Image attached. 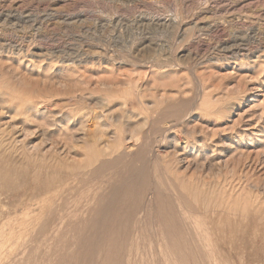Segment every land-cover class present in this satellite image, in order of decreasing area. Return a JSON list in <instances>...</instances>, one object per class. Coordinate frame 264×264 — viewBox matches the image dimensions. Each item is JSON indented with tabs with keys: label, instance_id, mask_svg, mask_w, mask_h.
Returning <instances> with one entry per match:
<instances>
[{
	"label": "rangeland",
	"instance_id": "1",
	"mask_svg": "<svg viewBox=\"0 0 264 264\" xmlns=\"http://www.w3.org/2000/svg\"><path fill=\"white\" fill-rule=\"evenodd\" d=\"M160 118L150 159L176 150L166 172L198 187L183 206L166 189L181 226L157 205L152 230L86 231L115 174L90 163ZM15 141L51 173L0 183V264H264V0H0V155Z\"/></svg>",
	"mask_w": 264,
	"mask_h": 264
},
{
	"label": "bare ground",
	"instance_id": "2",
	"mask_svg": "<svg viewBox=\"0 0 264 264\" xmlns=\"http://www.w3.org/2000/svg\"><path fill=\"white\" fill-rule=\"evenodd\" d=\"M11 92V91H10ZM9 93V92H8ZM7 93V94H8ZM6 94V95H7ZM11 94V93H10ZM5 96V95H4ZM13 101H15V100H13ZM35 101V100H34ZM37 107V106H36ZM33 109V108H32ZM18 110V109H17ZM14 111V110H13ZM161 119V120H160ZM158 121H154V123L152 124V127H151V129L149 130V131H146L145 132V134H143V136H140L141 138V143H140V148H139V152L138 153H134V154H131V152H129V153H127V151H126V149L129 147V145L128 146H125L124 145V142H123V140H124V138H123V136L122 137H119V139H120V144H117V146L114 148V147H111L112 145H110L109 143H107L106 144V146H110V148H114V149H111V150H113V151H111V152H109V153H106V154H102L101 156H102V158L101 159H98V158H96L95 159V161L94 162H92V163H90V165H94V164H98V166H96V168H95V170H93L92 168H91V170H92V172L91 173H93L94 175H96V176H99V177H102V179L104 180L105 178H103V177H106V175H108V171H114L115 172V174L112 176V177H108V178H110V179H108L109 181H108V184H105V183H102L103 184V186H105L106 185V187H103V186H101V185H99V186H101V187H103V189L105 188L106 190L104 191L102 188H101V190H100V187L98 186V188H99V190L100 191H103V194H102V196L101 197H99L100 199L98 200V201H96L95 203V207L91 210V212L89 211V214H88V217H89V220H88V218H87V220H88V222H87V224H86V222L84 223V225L86 224V231H91V232H93V231H100V232H104V231H117V233H118V231H145L146 229H151V228H153L152 226H151V228H150V225H149V228H147L146 227V220H147V216L148 217H151V216H149V214L150 215H154L153 217V219L152 220H154L155 218H157V217H155L156 216V208L155 207H157V205H158V207L160 208V210L163 212V214H164V216L166 217V218H169L170 220H172V221H174V224L176 223V225L179 227V226H181V224H182V218H181V214H183V210L182 211H180V209H181V206H180V204L181 203H183L182 204V206L184 205V204H187V196L189 197V195L191 194H193V193H191V191H195L197 188L195 187V185L194 184H196V183H193V182H191V181H188V182H186V180L185 179H179V178H171L172 176H170V174H172L170 171H167V172H170V174H168L167 172H166V169H167V167H170V166H172L173 165V163H176L177 162V156H174V158L173 157H171L172 155H176V150H174L173 152L172 151H169L168 152V154H166L165 153V156H163V154H161V155H159L160 157L156 160V159H154V161L152 160V159H150V158H152V157H150V156H152V155H149V152L150 151H152V147H154V145H155V143H156V139H153V135H155L156 133H158L159 131H158V128H157V125L159 124V122H162V118H160ZM24 122V121H23ZM25 123V122H24ZM20 124V123H19ZM41 125V124H40ZM47 125V124H46ZM28 126V125H27ZM49 126V125H48ZM17 127V126H16ZM18 127H20V126H18ZM17 127V129H19ZM24 127H26V124H25V126ZM30 128V127H29ZM44 128V127H43ZM14 129V128H13ZM36 129V128H35ZM26 130V129H25ZM160 130V129H159ZM27 131H29L28 129H27ZM32 131V130H31ZM11 131L9 130V133H10ZM21 133V132H20ZM17 134V133H16ZM15 134V135H16ZM18 134H19V132H18ZM159 134V133H158ZM14 135V136H15ZM22 135V134H21ZM33 135V134H32ZM99 136H101V135H99ZM157 136V135H156ZM96 138V137H95ZM135 138L136 137H131L130 139L131 140H135ZM138 138H139V136H138ZM155 138V137H154ZM128 140V139H127ZM130 141V140H129ZM179 142V140L175 137V135H174V137H171L170 138V142H168V143H166V146L168 145L169 147L170 146H176L177 145V143ZM19 143V142H18ZM26 143V142H25ZM106 143V142H105ZM20 144L21 145H17L16 144V141L14 142V146H20L19 147V149H20V151H21V153L19 154V156H17V157H11L10 155H5V154H2V155H0V183L2 182V185L3 184H6L7 183V186H8V184H9V180L6 178V176L7 175H9V174H13V175H17V176H19L20 178H21V176L23 175V174H21V169H22V166H19L18 164H22V162L24 163H26L27 165H28V167H33L35 170H36V172H41V173H43V171L44 170H46V169H48V172H50V166L48 165L46 168H42L41 166H40V164L38 163V158L37 157H39L38 156V154H40L41 153V151H40V153H38V152H36V151H33L32 150V148L34 149V146H32V148H30V147H28L26 144H24L23 143V141L22 142H20ZM36 147V146H35ZM41 147V146H40ZM37 148V147H36ZM131 148V147H130ZM38 149V148H37ZM138 149V148H137ZM175 149V148H174ZM30 150V151H29ZM137 151V150H136ZM92 152V151H91ZM170 152H172V153H170ZM42 153L44 154L43 156H46L45 155V153H44V151H42ZM150 154H152V153H150ZM158 155V154H157ZM156 155V156H157ZM181 158V157H180ZM179 160V159H178ZM9 162V161H11V163L9 164V166L8 165H6L5 164V162ZM139 162V163H138ZM15 163V165H13ZM24 163V164H25ZM26 166V165H25ZM24 167V166H23ZM27 167V166H26ZM26 167H24L25 168V170H29V169H26ZM92 167V166H91ZM179 167V166H178ZM86 168V167H85ZM94 168V167H93ZM119 168H123L124 170L123 171H121V172H119L118 173V171L116 170V169H118L119 170ZM34 169H32L33 171H31V172H28V176L30 175L29 173H32V172H34ZM74 169V168H73ZM89 168H87V170H88ZM117 171H115V170ZM179 169V168H178ZM24 170V169H23ZM42 170V171H41ZM87 170H85V172H87ZM91 170H89V171H91ZM121 170V169H120ZM119 170V171H120ZM168 170V169H167ZM173 170V169H172ZM27 171H25V173H27ZM30 171V170H29ZM71 171V170H70ZM69 171V172H70ZM74 172H75V170H73ZM72 171V172H73ZM176 171V170H175ZM181 171V170H180ZM46 172V171H45ZM113 172V173H114ZM22 173H24V172H22ZM51 173V172H50ZM49 173V174H50ZM91 173L89 174V175H91ZM112 173V174H113ZM179 173V172H178ZM33 174H35V175H37L35 172L33 173ZM46 174H47V172H46ZM69 174V173H68ZM67 174V175H68ZM75 174V173H74ZM79 174H81V173H79ZM111 174V175H112ZM176 174H177V172H176ZM66 175V176H67ZM76 175H77V173H76ZM75 175V176H76ZM111 175H109V176H111ZM26 177H27V175H25ZM54 176H55V174H54ZM71 176H73V174L71 173ZM81 176H82V174H81ZM81 176H80V178H81ZM83 176H84V173H83ZM173 176H175V175H173ZM178 176H180L181 177V175L179 174ZM30 177H31V175H30ZM76 177H78V176H76ZM89 177V176H88ZM183 177V176H182ZM186 177V176H185ZM20 178H19V180H20ZM32 178H35L34 176L32 177ZM71 178V177H70ZM74 178V177H73ZM91 178H93V177H91ZM22 179V178H21ZM68 179V178H67ZM93 179H97V178H93ZM101 179V178H100ZM102 179H101V181H102ZM28 180H29V178H28ZM52 180H53V178H52ZM69 180V179H68ZM92 180V179H91ZM98 180H99V178H98ZM97 181V180H96ZM105 181H107V179L106 180H104V182ZM22 182V181H21ZM21 182H20V188H21ZM24 182V181H23ZM22 182V183H23ZM69 182V181H68ZM67 182V183H68ZM98 183L100 182V180L99 181H97ZM103 182V181H102ZM88 183V182H87ZM94 183V182H93ZM92 183V184H93ZM107 183V182H106ZM137 183H140V184H142V186H143V189L144 190H142V188H136V185H138ZM156 184V190H158V192L162 189L163 191L164 190H168V189H170V192L171 191H173V192H175V193H177V195H179L180 197H182L181 198V200L183 199V201L184 202H182L181 201V203H178L177 201H175V200H173L171 197H169V196H167V190L165 191L166 192V195H165V192H163L162 193V191L161 192H159V194H158V192H156L159 196H157L156 198V201H154V202H150V199H149V202H146V199L148 198H146L145 199V193H146V191L147 190H149L151 187L150 186H152L153 184ZM199 184V183H198ZM205 184V183H204ZM88 185V184H87ZM150 185V186H149ZM146 186V191H145V187ZM155 185H153V187H154ZM198 186V185H197ZM200 186V185H199ZM205 187H207L206 185H204ZM203 186V187H204ZM84 187V186H83ZM140 187V186H139ZM152 187V188H153ZM203 187H202V190H204L203 189ZM8 189L9 188H11V187H7ZM80 188V187H79ZM97 188V187H96ZM97 188V189H98ZM151 188V189H152ZM186 190V193L185 192H183L184 190ZM213 188V187H212ZM22 189V188H21ZM62 189V188H61ZM139 189H141V190H139ZM154 189H155V187H154ZM154 189H153V191H154ZM10 190V189H9ZM183 190V191H182ZM205 190H207V189H205ZM209 190V189H208ZM1 191H2V188H1ZM17 192L18 190H13V189H11V193L12 192ZM10 192V191H9ZM13 192V193H14ZM19 192V191H18ZM79 192V191H78ZM155 192H152L154 195L156 194ZM188 192H190V194L188 193ZM196 192V191H195ZM202 192V191H201ZM211 192V191H210ZM2 193H4V191L2 192ZM98 193H99V191H98ZM98 193H96V194H94V195H97ZM136 193V195H137V197H135L134 196V194ZM148 193V192H147ZM203 193V192H202ZM17 194V193H16ZM90 194H91V192H90ZM164 194V195H163ZM173 194V193H172ZM205 194V193H204ZM214 194V193H213ZM9 195H11V194H9ZM84 195V194H83ZM87 195V194H86ZM100 195V194H99ZM98 195V196H99ZM133 195V198H134V200H132L131 198V196ZM154 195H152V196H154ZM168 195H169V193H168ZM171 195V194H170ZM176 195V194H175ZM207 195V194H206ZM211 195V194H210ZM91 196V195H90ZM128 196H129V199H128ZM178 196V197H179ZM213 196V195H212ZM216 196V195H215ZM83 197V196H82ZM131 197V198H130ZM173 197H174V195H173ZM176 197V196H175ZM174 197V198H175ZM191 197V196H190ZM197 197V196H196ZM210 197V196H209ZM92 198V200L94 199L93 198V196L91 197ZM95 198H96V196H95ZM98 198V197H97ZM201 198H204V196L203 197H201ZM215 198V197H214ZM69 199V198H68ZM67 199V200H68ZM88 199H89V197H88ZM176 199V198H175ZM84 200V199H83ZM89 201V202H94V200L93 201ZM132 200V201H131ZM152 200V199H151ZM153 200H155L154 199V197H153ZM180 200V199H179ZM68 202V201H67ZM81 202V201H80ZM86 202H88V201H86ZM85 202V203H86ZM196 202V201H195ZM198 202V201H197ZM200 202V201H199ZM214 202V201H213ZM216 202V201H215ZM83 203V202H82ZM202 203V202H201ZM206 203V202H205ZM221 203V202H220ZM226 203V202H225ZM88 204H90V203H88ZM146 204V205H145ZM76 205V204H75ZM87 206V205H86ZM187 206V205H186ZM205 206V205H204ZM208 206V205H207ZM253 206V205H252ZM157 207V208H158ZM196 207V206H195ZM76 208V207H75ZM159 208H158V211H159ZM207 208H209V206L207 207ZM206 208V209H207ZM226 208H227V206H226ZM237 208V207H236ZM262 208V207H261ZM70 209V208H69ZM73 209V208H72ZM83 209H84V207H83ZM185 210H186V208H184ZM188 209V208H187ZM191 209V208H190ZM199 209V208H198ZM197 209V210H198ZM215 209V208H214ZM79 210V209H78ZM87 210V209H86ZM88 210H89V206H88ZM212 210V209H211ZM222 210V209H221ZM232 210H233V208H232ZM259 210H260V207H259ZM80 211H82V209L80 210ZM160 211V212H161ZM187 211V210H186ZM190 211V210H189ZM189 211H187V212H189ZM192 211V210H191ZM190 211V213L193 215V216H195L192 212ZM205 211V210H204ZM215 211V210H214ZM217 211V210H216ZM83 212V211H82ZM171 212V213H170ZM208 212V211H207ZM230 212V211H229ZM262 212V211H261ZM190 213H189V215H190ZM198 213V212H197ZM203 213H205V212H203ZM202 213V214H203ZM209 213V212H208ZM212 213V212H211ZM219 213V212H218ZM217 213V214H218ZM221 213V212H220ZM224 213H225V211H224ZM223 213V214H224ZM227 213V212H226ZM232 213V212H231ZM260 213V212H259ZM263 214H264V212H262ZM162 213H160V214H158L159 216L158 217H160V215H161ZM210 214V213H209ZM209 214H207V216L209 215ZM213 214V213H212ZM216 214V215H217ZM257 214H258V212H257ZM77 215H78V213H77ZM184 215V214H183ZM188 215V214H187ZM225 215L226 214H224V218H225ZM71 216V215H70ZM73 216V215H72ZM210 216V215H209ZM211 216H213V215H211ZM256 216H258V215H255V217ZM78 217V216H77ZM80 217V216H79ZM186 217V216H185ZM198 217V216H197ZM221 217V216H220ZM227 217V216H226ZM260 217V216H259ZM82 218V217H81ZM165 218V219H166ZM181 218V219H180ZM187 219H188V217H186ZM230 218H232L233 219V217H230ZM235 218V217H234ZM79 219V218H78ZM150 219V218H149ZM158 219H160V218H158ZM162 220H163V218H161ZM160 219V223H161V220ZM164 219V220H165ZM191 219H192V217H191ZM202 219H204V217H202ZM209 219V218H208ZM211 219H213V218H211ZM226 219H228V217L226 218ZM256 220H257V218H255ZM262 219H264V218H262ZM261 219V220H262ZM151 220V221H152ZM169 220V221H170ZM197 220V219H196ZM206 220V219H205ZM210 220V219H209ZM234 220V219H233ZM239 220V219H238ZM74 221V220H73ZM79 221V220H78ZM150 221V222H151ZM156 221H158V220H156ZM168 221V220H167ZM171 221V222H172ZM186 221V220H185ZM193 221H195V218L193 219ZM218 221V220H217ZM80 222V221H79ZM78 222V223H79ZM81 222H82V220H81ZM190 222H192V221H190ZM200 222V221H199ZM211 222H212V220H211ZM235 222V221H234ZM233 222V223H234ZM259 222H260V219H259ZM148 223V222H147ZM152 223V222H151ZM151 223H148V224H151ZM154 223H157V222H155L154 221ZM159 223V222H158ZM163 223V222H162ZM161 223V224H162ZM165 223V222H164ZM170 223V222H169ZM197 223V222H196ZM205 223V222H204ZM223 223V222H222ZM231 223V222H230ZM166 224V223H165ZM187 224V223H186ZM194 224V223H193ZM219 224V223H218ZM152 225V224H151ZM163 225V224H162ZM161 225V226H162ZM169 225H173V223L171 224H169ZM188 225H189V223H188ZM197 225V224H196ZM199 225V224H198ZM206 225V224H205ZM213 225V224H212ZM76 226V225H75ZM74 226V227H75ZM155 226V225H154ZM160 226V225H159ZM185 226V229H184V231H187V229L189 228H186L187 226L186 225H184ZM190 226L191 227H193V226H195V225H193L192 226V224H190ZM203 225H201L200 227H202ZM216 226V225H215ZM214 226V227H215ZM218 226V225H217ZM223 226V225H222ZM225 226V225H224ZM226 226H227V224H226ZM232 226H234L233 224H232ZM79 227H81V226H79ZM156 227L158 228V224H156ZM164 227V226H163ZM162 227V228H163ZM166 227H168V222H167V224H166ZM166 227H164V229L166 228ZM170 227V226H169ZM168 227V228H169ZM177 228V227H176ZM176 228H174V229H176ZM197 228V227H196ZM204 227H202L201 228V230L203 229ZM226 228V227H225ZM79 229V228H78ZM83 229V228H82ZM82 229H80L81 231H82ZM155 229V228H154ZM160 229V228H159ZM174 229L172 230V231H174ZM193 229V228H192ZM194 229H195V227H194ZM193 229V230H194ZM216 229V228H215ZM227 229V228H226ZM235 229V228H234ZM84 230V231H85ZM152 230V229H151ZM176 230H178V229H176ZM180 230H182V229H180ZM179 230V231H180ZM188 230H190V229H188ZM192 230V231H193ZM199 231V229H196V231ZM217 230V229H216ZM237 230H238V228H237ZM75 231V230H74ZM148 231V230H147ZM155 231H158V230H155ZM166 231H168V229L166 230L165 229V232ZM183 231V232H184ZM191 231V230H190ZM202 231H204V229L202 230ZM206 231H207V228H206ZM164 232V231H163ZM217 232V231H216ZM96 233V232H95ZM195 233V232H194ZM193 233V234H194ZM222 233V232H221ZM91 234V233H90ZM97 235L96 236H100L98 233H96ZM104 234H105V232H104ZM103 234V235H104ZM135 234V233H134ZM183 234V233H182ZM212 234V233H211ZM92 235V234H91ZM90 235V236H91ZM103 235H102V233H101V237L103 238ZM107 235V234H106ZM106 235H104V236H106ZM110 236L112 235L113 236V233L112 234H109ZM114 235H117V234H114ZM119 235V234H118ZM126 235V234H125ZM133 235V234H132ZM179 235V234H178ZM89 236V235H88ZM93 237H94V235H92ZM95 236V237H96ZM109 236V237H110ZM181 236V235H180ZM108 237V236H107ZM115 237V241H116V238L118 237V236H114ZM114 237H111L112 239L114 238ZM166 237V236H165ZM185 237V236H184ZM167 238H168V235H167ZM170 238V237H169ZM182 238V237H181ZM226 238V237H225ZM99 239V238H98ZM106 239H109V238H105L104 239V241L106 240ZM127 239V238H126ZM126 239H125V242H126ZM103 240V239H102ZM122 240V239H121ZM131 240V239H130ZM129 240V241H130ZM170 240V239H169ZM189 240H190V238H189ZM214 240V239H213ZM107 241V240H106ZM117 241H119V240H117ZM123 242H122V244L124 245V239L122 240ZM128 241V242H129ZM196 241V240H195ZM227 241V240H226ZM127 242V243H128ZM112 244H114V242L112 241L111 242ZM121 243V242H120ZM168 243V242H167ZM172 243V242H171ZM115 244H117V242H115ZM114 244V245H115ZM121 244V245H122ZM196 244V243H195ZM113 245V246H114ZM121 245H120V247H121ZM180 246V245H179ZM198 246V245H197ZM115 247V246H114ZM116 248H117V246H116ZM123 248H125L124 246H123ZM189 248V247H188ZM215 248V247H214ZM122 248H120V250H121ZM185 249V248H184ZM187 249V248H186ZM182 250V249H181ZM117 251H118V249H117ZM209 251V250H208ZM191 252V251H190ZM212 252V251H211ZM192 253V252H191ZM206 253V252H205ZM199 254V253H198ZM191 255V254H190ZM207 256V255H206ZM185 257V256H184ZM189 257V256H188ZM192 257H194V256H192ZM206 258V257H205ZM204 258V259H205ZM210 258V257H209ZM214 259H215V257H214ZM185 260V259H184ZM188 260V259H187ZM198 260V259H197ZM181 261V260H180ZM190 261V260H189ZM196 262V261H195ZM201 262V261H200ZM182 263V262H181ZM184 263V262H183ZM187 263V262H186ZM197 264V263H196Z\"/></svg>",
	"mask_w": 264,
	"mask_h": 264
}]
</instances>
